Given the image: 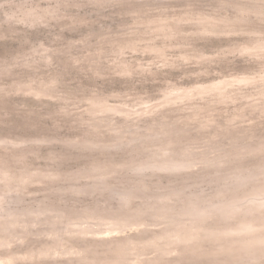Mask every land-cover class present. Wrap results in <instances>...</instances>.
Returning a JSON list of instances; mask_svg holds the SVG:
<instances>
[{"label":"rangeland","instance_id":"1","mask_svg":"<svg viewBox=\"0 0 264 264\" xmlns=\"http://www.w3.org/2000/svg\"><path fill=\"white\" fill-rule=\"evenodd\" d=\"M0 264H264V0H0Z\"/></svg>","mask_w":264,"mask_h":264},{"label":"bare ground","instance_id":"2","mask_svg":"<svg viewBox=\"0 0 264 264\" xmlns=\"http://www.w3.org/2000/svg\"><path fill=\"white\" fill-rule=\"evenodd\" d=\"M118 217H121L123 220H120L118 222H111V223H108V225H112V226H108L109 228H113L115 226H120V227H123L125 226L126 224H128L129 222L132 221V218L128 217V216H125V215H119ZM77 220V219H76ZM85 219L82 218V219H78V221L80 222H83ZM102 222V221H101ZM105 223H107L108 221L104 220ZM118 223V224H117ZM84 227V226H83ZM87 228H95V229H101L102 227H104L103 229H107L106 226H103V225H100V224H90L88 226H85Z\"/></svg>","mask_w":264,"mask_h":264}]
</instances>
